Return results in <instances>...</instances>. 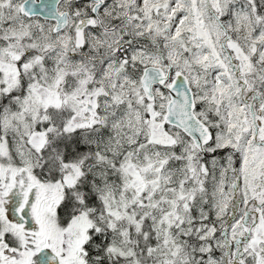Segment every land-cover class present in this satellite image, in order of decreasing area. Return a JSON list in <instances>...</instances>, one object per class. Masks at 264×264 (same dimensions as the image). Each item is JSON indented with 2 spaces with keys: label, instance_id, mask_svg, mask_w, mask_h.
<instances>
[{
  "label": "snow or ice",
  "instance_id": "1",
  "mask_svg": "<svg viewBox=\"0 0 264 264\" xmlns=\"http://www.w3.org/2000/svg\"><path fill=\"white\" fill-rule=\"evenodd\" d=\"M0 0V264H264V0Z\"/></svg>",
  "mask_w": 264,
  "mask_h": 264
},
{
  "label": "water",
  "instance_id": "2",
  "mask_svg": "<svg viewBox=\"0 0 264 264\" xmlns=\"http://www.w3.org/2000/svg\"><path fill=\"white\" fill-rule=\"evenodd\" d=\"M54 0H36V7L40 10L38 12V15H43L47 9H46V5L49 4V3H53Z\"/></svg>",
  "mask_w": 264,
  "mask_h": 264
}]
</instances>
